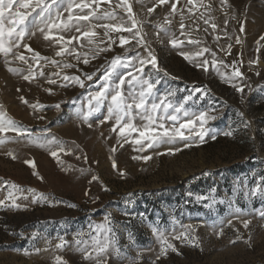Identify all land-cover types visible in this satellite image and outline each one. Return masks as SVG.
<instances>
[{"label": "rangeland", "instance_id": "374dc122", "mask_svg": "<svg viewBox=\"0 0 264 264\" xmlns=\"http://www.w3.org/2000/svg\"><path fill=\"white\" fill-rule=\"evenodd\" d=\"M118 2L112 0L111 9L107 3H101L98 14L105 9L114 10L118 19L110 22H120L119 18L127 20L123 9L114 8ZM129 3L141 19L151 21L145 24V32L161 70L159 95L175 88L178 91L174 99L182 100L188 93L179 89H206L205 98L193 108L211 106L215 109L210 114L216 119L209 120L205 126L212 131L203 142L194 138L196 143L187 148L183 141L146 152L133 151L131 144L120 147L116 134L111 131L114 121L100 122L107 115L106 105L90 117L91 127L77 116V110L88 111L89 93L98 90L102 83L98 82L103 73L101 65L106 66L116 55L133 56L137 52L146 55L143 49L137 48L133 41L125 46L129 49L126 53L125 48L117 45L119 36L129 34L110 33L116 40L113 50L102 53L85 66L71 56L56 57L59 46L44 41L39 33L26 37L24 42L44 57L77 64L87 73L100 71L93 81L85 80V88L60 87L59 81L57 85L46 82L57 68L40 61L44 72V76H40L41 67L33 63L31 54L22 47L14 48L13 54L19 51L28 58V63L10 54L7 58L10 63L6 64L5 57L0 55V116L5 122L12 121L16 127L26 129L33 137L46 135L57 141L41 148L14 131L0 134V140L4 141L0 143V200L6 205L0 207V264H55L56 256L62 257L65 264H87L72 249H56L57 238L72 242L77 233L95 235L89 226L102 223L109 214L121 255L110 256L107 264H264V216L261 215L264 199L244 198V193L264 176V40L260 39L264 36V0H226V4L221 0H202V6L191 18L186 10L190 7L187 0H179L180 12L170 17L171 25L165 26L169 28V36L161 33L160 38L155 35L153 25L163 23L166 9L170 11L168 5H157L149 17L147 8L156 5V0H129ZM181 13L185 16V31H189L191 25L192 38L201 39L200 46L210 48L216 53L217 61L229 65L225 68L218 63L221 72L230 76L233 64L240 68L243 79L235 78L232 82L244 87L243 94L211 69L210 53L198 58L209 60L207 72L178 55L180 51L192 53L200 47L188 44L181 35ZM201 13L210 23L218 25L214 34L203 20L198 21L200 30H195L192 21ZM225 20L228 21L226 29ZM96 31L103 35V29ZM72 34L75 33H64L65 36ZM172 34L184 41L181 48L174 49L168 43ZM213 35L220 39L214 40ZM229 44L230 53L227 52ZM30 64L37 74L31 82L23 79L29 74ZM9 67L16 71L9 72ZM146 71L154 72L150 66ZM165 72L168 77L164 76ZM62 74L81 73L71 68L64 69ZM48 89L52 90L51 94ZM199 95L197 93V97ZM21 97L27 103L22 102ZM31 105L42 107L34 110ZM134 123L142 121L137 118ZM227 131H232V135L225 136L223 133ZM176 147L181 150L168 153V149ZM113 148L116 151L113 152ZM52 151L58 153L57 159L50 155ZM145 155L151 157L147 162L131 158ZM26 161L34 162L35 168L28 167ZM113 162L125 173L123 177L113 169ZM93 176L98 179L93 181ZM41 194L48 199L32 203L33 196ZM10 195L17 197L19 209L11 207ZM198 196L207 199L198 201ZM221 200L224 203H220ZM229 201H234L231 207ZM245 220L249 221L248 228L243 226ZM157 222L165 230L168 242L176 248L175 252L169 249L166 255H160V241L150 227ZM221 229L223 232L218 236ZM182 231L194 237L191 244L198 246L173 238ZM33 233L37 234L34 238ZM83 239L90 240V236L85 235Z\"/></svg>", "mask_w": 264, "mask_h": 264}, {"label": "snow or ice", "instance_id": "6c2138e0", "mask_svg": "<svg viewBox=\"0 0 264 264\" xmlns=\"http://www.w3.org/2000/svg\"><path fill=\"white\" fill-rule=\"evenodd\" d=\"M178 2L179 0H156V5L147 8L149 17L155 12L157 5H168L170 8V11L166 9L167 15L164 17L163 23L153 25V30L158 38H160L161 33L165 37L169 36V28L165 26L171 25L173 20L170 17H174L180 12L177 7ZM101 3H107L109 8H112V0H0V55H3L5 63L9 64L10 61L7 58L10 54H13V49L22 47L26 53L31 54L30 59L33 63L41 67L40 76H44L43 66L40 65V61L51 63L57 68L56 72L49 74L46 78L48 84L57 85L59 81L60 87L78 85L80 88H85V80L93 81L100 69H97V72L87 73L80 69L77 64L60 62L44 57L28 43L24 42L25 38L28 36L35 37L39 33L44 41H50L59 46L58 50L55 51L56 57L71 56L78 63L87 66L91 60L97 59L102 53L113 50L116 40L110 33H128V36H119V44L117 46L125 48L126 45L135 41V46L143 49V53L146 55H141L139 52L133 56L116 55L107 62L106 66L101 65L100 68L103 69V73L99 76L98 82L102 83L98 90L89 93L88 111L81 113L77 110V116L91 127L89 123L90 117L95 113H99L102 107L106 105L107 115L100 122L114 121L111 131L116 134L117 143L120 147H123L124 144H131L135 152H146L148 149L159 148L161 145H176L179 141L185 142L184 147L187 148L196 143L194 138H198L199 142H203L209 132L212 131L205 126L209 120L216 119V116L210 114L215 109L209 106L207 109L194 110L193 106L205 98L207 90L198 87L179 89V91L188 93L183 96L182 100L174 99L178 91L175 88H170L163 95H159L157 86L161 83L162 77L159 76L161 70L150 42L146 39L147 33L145 32V24H150L151 21L141 19L134 12L133 5L129 3V0H119L118 3H115L114 8L123 9L127 14V20L119 18L120 22L112 23L110 21L118 19L117 15L114 10L110 11L108 9L98 14L100 13ZM221 3L226 4V0H221ZM187 5L190 6L186 10L190 14L189 18H191L195 16L199 6H202V0H187ZM22 9L23 11H21ZM30 17L31 22L28 23ZM184 20L185 16L181 13L179 24L181 35L186 37L188 44L200 46L202 43L201 39L192 38V26H188L189 31H185ZM199 20H203L205 25L211 27L213 34L216 32L218 25L210 23V20L205 18L204 13H201L200 17L192 21L196 31L200 30ZM224 23L226 29L228 21L225 20ZM96 29H103V35L101 36ZM207 30V28L203 29L204 32H207ZM222 31H224L225 36L228 35L226 30ZM240 31H243V28ZM64 33L75 34L65 36ZM213 39L219 40L220 36L213 35ZM260 39L264 40V36L260 37ZM168 43L172 48L179 49L184 44V41L178 40L172 34V38L169 39ZM236 43H240L239 37L236 38ZM85 48L87 51H82ZM220 50L225 51L224 48ZM230 50L231 44L228 45L227 52L230 53ZM127 51L129 49L125 48L126 53ZM205 53H210L212 56L211 69L216 70L221 79L229 83L236 92L243 94L244 87L232 82L235 78L243 79V73L240 68L233 64L230 76L221 72L217 67L218 63L225 68L229 67V65L224 64L222 60L217 61L215 59L216 53L211 52L210 48L200 46L198 50L192 53L180 51L178 55H181L186 62L194 64L197 69L207 72L210 70L209 60L207 58L202 61L198 59L199 57H204ZM13 55L16 60L28 63V58L19 51ZM149 66L154 72L146 71ZM71 68H76L81 74H62L64 69ZM7 70L9 72L16 71V69L11 67ZM36 75L32 71V65L30 64L29 74L24 75L23 79L31 82L36 78ZM164 76L168 77L169 74L165 72ZM53 77L56 78L54 79ZM87 87H91V85H87ZM47 91L51 94L52 90L48 89ZM197 93L200 94L198 97ZM21 101L27 103L23 97H21ZM186 105L188 106L186 107ZM31 107L34 110H39L42 106L31 105ZM55 107L58 109L60 105L57 104ZM137 118L142 121L141 124L134 123ZM244 127H247V122H244ZM6 131H14L17 136L21 137L27 136L30 142L41 148L57 143L54 138L49 139L46 135L33 137L26 129L16 127L12 121L5 122L3 117L0 116V134ZM223 134L231 136L232 131H227ZM212 138L214 139L215 136L213 135ZM190 141L191 143H189ZM3 142V140H0V143ZM180 150L179 147L174 150L170 148L168 153L175 154L176 151ZM112 151L114 152L116 149L113 148ZM50 155L54 159L58 157V153L55 151L50 152ZM131 158L144 162L151 159L147 155L132 156ZM25 163L28 167L35 168L34 162L26 161ZM112 167L119 172L121 177L125 175L123 171H119L115 162H113ZM33 174L35 175L36 173L34 172ZM97 179L96 176L92 177L93 181ZM12 187L16 188V185H12ZM29 191L33 192L34 190L29 189ZM257 196L264 199V176H261L260 181L244 193L245 199ZM8 199L11 201L12 208L19 209L21 207L16 203L17 197L10 195ZM38 199L46 201L48 198L42 194L39 197L33 196L32 203H36ZM205 199L207 197H197L198 201ZM213 202L215 203V201ZM220 203H224V201L221 200ZM233 203L234 201H229V207ZM3 206H6L5 201L0 200V207ZM49 206L53 205L49 204ZM68 206L75 207V205ZM205 206L209 207L210 205ZM236 211L239 212L240 209L237 208ZM261 215L264 216V213H261ZM243 226L248 228L249 221H243ZM89 227L92 232H95V235L77 233L73 237L72 242L65 240L64 237H58L59 242L55 245L56 249L64 250L66 247L72 249L79 253L82 261L87 262V264H107L110 256L121 255V249L117 242V233L112 226L110 214L104 217L102 223L90 225ZM150 227L153 235L157 236L160 241V255H166L169 249L173 252L176 251L173 244L169 243L165 237V230L159 227V222L150 225ZM222 232L223 229L217 235H221ZM36 235V233H33V238ZM85 235H89L90 240L83 239ZM173 238L180 240L181 243L189 241L190 244L195 239L190 237L187 231H182ZM129 239H132L131 235ZM191 246L198 245L191 244ZM54 259L55 264H65L60 256H56Z\"/></svg>", "mask_w": 264, "mask_h": 264}]
</instances>
